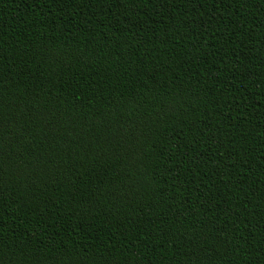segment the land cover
Masks as SVG:
<instances>
[{
	"label": "trees",
	"instance_id": "trees-1",
	"mask_svg": "<svg viewBox=\"0 0 264 264\" xmlns=\"http://www.w3.org/2000/svg\"><path fill=\"white\" fill-rule=\"evenodd\" d=\"M0 264H264V0H0Z\"/></svg>",
	"mask_w": 264,
	"mask_h": 264
}]
</instances>
